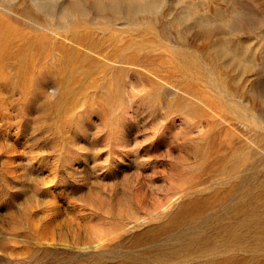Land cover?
I'll return each instance as SVG.
<instances>
[{
  "label": "rangeland",
  "instance_id": "rangeland-1",
  "mask_svg": "<svg viewBox=\"0 0 264 264\" xmlns=\"http://www.w3.org/2000/svg\"><path fill=\"white\" fill-rule=\"evenodd\" d=\"M0 264H264V0H0Z\"/></svg>",
  "mask_w": 264,
  "mask_h": 264
}]
</instances>
